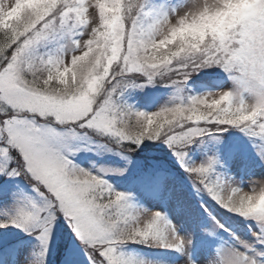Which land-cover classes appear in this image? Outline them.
Returning a JSON list of instances; mask_svg holds the SVG:
<instances>
[{"label": "snow or ice", "instance_id": "1", "mask_svg": "<svg viewBox=\"0 0 264 264\" xmlns=\"http://www.w3.org/2000/svg\"><path fill=\"white\" fill-rule=\"evenodd\" d=\"M122 7L126 27L121 32L123 51L120 61L113 65L103 81L104 89L96 102L88 107L40 100L32 95L33 88L21 83V76L29 77L31 73L30 85L36 75L43 76L49 72L55 75L58 67H64L67 62L63 57L65 45L61 44L55 52L40 51L49 42L69 40L73 55L87 47H95V43H102L93 33L94 43L84 44L86 33L92 30L93 25L100 33L104 31L103 27H99L102 12L98 0L95 4L92 0H61L52 16L41 21L25 36L13 42L11 32L5 29L7 38L0 41V156L11 160V150L15 149L20 153L22 162L11 169L0 168V172H7L9 176L30 175L35 181L33 190L45 200L44 207L32 204L20 208L9 222L21 228L33 226L32 234L46 249L56 213H62L84 242L90 264L97 261L99 264H130L117 254L119 247L128 242H155L163 247L181 249L187 241L176 233L174 227L164 224V217L159 212L138 220L130 212L124 193L114 191L100 176L74 166L61 151L60 134L51 126L53 122L67 125L69 129H73V125L79 129H95L116 138L119 143L137 147L145 139H163L182 161L187 155L186 149L196 138L213 130L221 131L220 126L224 125L236 126L249 137L264 141V100L249 106L248 96L243 92V105L233 94L219 108L208 105L219 100L223 92L190 96L187 101L153 113L135 111L118 102L123 90L133 86L129 73H143L152 82L156 75L166 71L173 74V84H182L192 73L213 66L223 69L242 87H254L260 91L264 86L250 80L246 74L242 75L241 69L242 62L262 58L260 50L264 48V34L254 31L252 36L238 35L223 46L216 43L199 51L189 50L181 57L173 58L170 64L156 61L137 64L134 52L139 47L142 34L146 37L157 27L165 11L149 9L147 0H122ZM90 8L98 9V17L95 11L89 13ZM73 9H86L83 18L87 22L81 24ZM102 63H106L103 57ZM152 64L156 66L152 67ZM38 69H43V72ZM17 85L24 90H19ZM40 87L43 88V84ZM229 107L233 113L241 108L247 112L251 107L257 114L242 121L225 114ZM209 125L213 127L209 128ZM259 155L264 159V150ZM215 164V159L209 158L204 164L188 166L187 171L203 190L218 201L225 189L233 186L221 183L219 178H211ZM238 205L239 200H234L230 212L257 221L260 231L253 235L264 244V214L241 215ZM0 227H5V224H0ZM188 264L194 262L189 261ZM215 264L256 262L242 252L232 251L224 254Z\"/></svg>", "mask_w": 264, "mask_h": 264}, {"label": "rangeland", "instance_id": "2", "mask_svg": "<svg viewBox=\"0 0 264 264\" xmlns=\"http://www.w3.org/2000/svg\"><path fill=\"white\" fill-rule=\"evenodd\" d=\"M92 3L95 4V0ZM98 3L107 7L104 0H98ZM16 4L22 5L23 0H16ZM147 4L151 10L171 12L181 6L183 0H147ZM23 10L21 7L20 12ZM93 11L98 17V9H89V13ZM91 18L89 15V20ZM2 19L11 23L7 15ZM61 44L65 45L63 57L69 59L73 50L67 39L49 42L40 51L55 52ZM215 73L229 76L220 67L213 66L192 73L182 84H173V74L166 71L156 75L152 82L143 73H129V81L133 86L123 90L118 102L135 111L153 113L187 101L190 96L235 91L236 84L231 77L220 84L213 77ZM188 82L193 83L192 88L187 86ZM36 118L39 121V117ZM51 126L60 134L62 153L74 166L100 176L114 191L124 193L130 212L138 220L159 212L164 217V224L174 227L176 233L187 241L181 249L163 247L155 242L145 247H138L141 244L139 242L124 243L128 245L124 248V244L121 245L117 254L130 261V264H188L189 261L194 264H215L224 254L232 251L244 253L256 264H264V244L253 235L260 231L258 222L223 208L187 171L188 166L204 164L209 158H213L216 164L212 174H218L214 177L215 180L219 178L223 184L252 191L264 182V159L259 155L264 150V141L249 137L238 127L228 130L236 127L228 126L224 128L227 129L225 134L217 133L205 140L196 138L186 149L187 155L183 161L175 150L171 154L170 150L168 153L161 152L156 144L164 142L163 139L153 140L154 154L146 159L148 150H144L141 144L137 147L119 143L116 138L95 129H79L75 125L73 129H69L67 125L56 122ZM163 144L165 150L169 149L167 143ZM10 156L11 160L0 156V168L11 169L22 163L17 150L12 149ZM154 171L161 178L158 195H153L143 184L149 180L150 172L153 175ZM34 182V178L28 174L9 176L7 172H0V224H11L9 221L22 207L27 208L32 204L44 207V198L33 190ZM193 189L197 190L196 194L205 196L207 201L211 197L212 201L207 203L204 198L196 200L192 194ZM200 203L208 212L207 220L202 221L204 215L199 207ZM11 225L12 227L7 228L9 236L0 233V245L5 246L17 237H24L26 243L9 248L7 263L0 259V264H90L84 242L60 212L56 213L46 249L32 234L33 226L21 228ZM221 230L227 232L223 233ZM76 243H80V246ZM245 244L248 247H244Z\"/></svg>", "mask_w": 264, "mask_h": 264}, {"label": "clouds", "instance_id": "3", "mask_svg": "<svg viewBox=\"0 0 264 264\" xmlns=\"http://www.w3.org/2000/svg\"><path fill=\"white\" fill-rule=\"evenodd\" d=\"M60 3L61 0H23L22 5H17L16 0H0V41L7 38L5 29L11 32L13 42L25 36L41 21L52 16ZM21 7L24 9L22 13ZM100 8L102 19L99 27H103L104 31L100 33L97 26L93 25L92 30L86 33L84 44L94 43L93 33H96L97 39L102 43H95V47H87L79 54L73 55L72 52L64 67L55 70V75L51 72L43 76L36 75L30 85L28 80L32 74L29 77L21 76V83L34 89L32 95L44 101L78 104L83 107L96 102L104 89L103 81L113 65L120 61V53L123 51L121 32L126 27L122 0H111L109 6L100 5ZM72 11L81 24L87 22L83 18L86 9ZM4 15L8 16L11 23L2 19ZM254 31L264 34V0H183V4L177 9L165 12L157 27L146 37L142 34L134 56L137 64L141 61L170 64L173 58L181 57L189 50L199 51L216 43L223 46L238 35L252 36ZM109 52L111 55H108ZM260 56L261 59L253 58L247 63L242 62L241 71L242 75L246 74L250 80L264 86V48L260 50ZM102 57L106 59V63H102ZM37 71L43 72V69ZM234 81L235 91H223L219 100L208 106L219 108L233 94L243 105L245 100L242 92L247 94L249 106L264 100V89L257 91L254 87L244 88L238 80ZM40 84H43V88ZM17 88L24 90L19 85ZM225 114L243 121L252 119L257 113L251 107L247 112L241 108L233 113L229 107ZM237 199L241 215L264 214V184L254 191H244L239 187L226 188L217 203L232 211L233 201Z\"/></svg>", "mask_w": 264, "mask_h": 264}, {"label": "trees", "instance_id": "4", "mask_svg": "<svg viewBox=\"0 0 264 264\" xmlns=\"http://www.w3.org/2000/svg\"><path fill=\"white\" fill-rule=\"evenodd\" d=\"M110 2H111V0H104V3H105V5H107V6H109L110 5ZM226 127H228V125H225L224 127H221L223 130H226V129H224V128H226ZM212 128V127H211ZM222 131V130H221ZM216 132H219V131H215V130H213V131H211L210 133L211 134H213V133H216ZM154 142H153V140H149V139H145L144 141H143V143L141 144V147H143L144 146V150H148V154L147 155H145V158L146 159H150L151 157H152V155L154 154V144H153ZM158 144H156L157 145V147H159V149L161 150V152L163 153V152H165V153H168L169 152V150H170V154L171 153H173V151H174V148L173 147H171L170 145L168 146V148L169 149H167V150H165L163 147H162V145H164L163 143L164 142H157ZM162 147V148H161ZM152 150V153H150V151ZM143 155V153L141 152L140 153V156H142ZM163 157H166V155H163ZM162 156H161V158H163ZM10 227H12V225L11 224H9V225H6L5 224V227H0V233L2 232L3 234L2 235H4V234H7L8 235V233H7V228H10ZM9 236V235H8ZM55 264H57V262H55Z\"/></svg>", "mask_w": 264, "mask_h": 264}]
</instances>
